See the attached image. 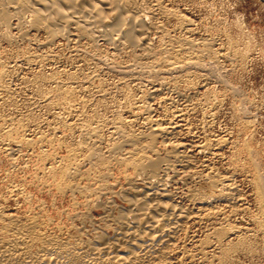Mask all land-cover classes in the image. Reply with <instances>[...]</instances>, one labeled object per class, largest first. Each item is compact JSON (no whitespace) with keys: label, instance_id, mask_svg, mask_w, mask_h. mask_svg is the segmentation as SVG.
Wrapping results in <instances>:
<instances>
[{"label":"rangeland","instance_id":"374dc122","mask_svg":"<svg viewBox=\"0 0 264 264\" xmlns=\"http://www.w3.org/2000/svg\"><path fill=\"white\" fill-rule=\"evenodd\" d=\"M160 2H161V5L163 4L162 8L166 7L164 9L165 10L169 9V12H172V13L175 9V11H174L175 13H173L174 15L166 17L168 14L160 15L161 13L159 11H154L155 13H153V14H156V15L155 16L151 15L152 17L148 18V22L150 21L149 24L151 22H152V24L154 23L152 27L156 28L154 30L150 29V35H149L150 40L153 39L150 41L151 46L153 48L155 47L157 49L158 46L160 47V46L167 45L168 40H172V38L174 40H177V38H175V37L179 36V38L181 37L180 39L184 38V39H187L188 41L190 40V42L192 40L193 42H191V43L193 45H197V46H195L197 49L203 48V43L205 44L207 42V39H208V41L210 40V42H212V45H211L212 49L211 50L214 51V53L212 52L213 54L211 53L210 56H208V54H206L207 56L204 57V59H203L204 64H202L201 67L199 66V68L190 69V73L192 72L191 70H193V74L191 73L188 75L186 73H189V71L184 73L185 70H183V72H181L180 75L177 74V77L180 76L182 78H177L175 76V78H177L179 80L176 79V81H175L173 79L172 81L174 83L171 80H166L167 82L165 81V84H163V86H161V88L159 89L160 93L157 92L156 95L154 94V96H152V94L149 95L148 93H151L153 91V88L157 85V83H159V81H156L157 79L154 78L155 81L153 80V82H152L151 78H149L150 76L147 75V73H142V74H140V76L138 75V78H137V76H133L134 78L131 77V80H133L132 82L129 78H128V80L126 79L122 83L120 82L123 86L122 87L120 83H119L120 86L118 85V79L120 77L117 75L116 72L109 69L107 67L108 65L97 64L96 60H91V61L90 60L86 61V59L84 60V57L82 56L83 50H85V51L89 50L90 51V48L85 41L81 42V45L83 44L82 45L83 50L81 49L82 55H80L81 54L80 52H76V51L72 50L73 46L70 43L68 44L67 40L63 39V38L56 39L54 44H52V46L51 45L48 46L49 50H48L47 46L46 47L44 45L42 46V45H40L39 42H36V43H33V42L29 43L28 42V44H27L26 41H23L21 39H17V42L15 43L16 45L15 44L10 45L5 40L0 41V43H1L0 44V58H1L0 64H1V66H3L2 68L0 67V71H2L1 73H3V72L7 73L5 78H4V85L8 84L7 86L9 87V88H7V86H5V91H4V88H2V90L4 92H2V90L0 91V98L2 99V100L0 99V117H1L0 118V125H1L0 126V133H1L0 134V140H1L0 141V209L3 210L4 212L7 211L6 213L11 214L13 216H16V217L18 216L17 218H19V219H22V218L26 219L28 217H29V219H31L33 216V218L36 217L39 221L43 220V223L40 222V223H42L41 226L43 228V231H45L49 235L59 234L58 236H60L63 239H73V237H77V236L78 237L80 236L79 238L86 239V238H90L96 232H105L106 231V232L111 233L112 232V226L110 227L109 225L112 222L111 221L112 217H116L121 209H125L128 207V203L126 202L125 199L122 200L123 197H121V196H122L123 191H126L128 188V186H127L128 184H125V183H127L126 176L133 175V173H132L133 170L131 168H129V169L125 168V166L120 164V162L118 164V160L120 157L122 158V156L125 157L128 155V153H129L128 150L130 149L129 145H125L124 148L117 151V150L113 149L114 148L113 144L116 141L121 139V135H123V136H124V134L130 135V136L131 135H139L140 133L144 132V130H145V132L148 131L147 129L150 126V124L147 123V121H146V118L148 117V115H152V116H150L151 117L150 121H152L151 123H153L155 121L156 124L165 125L166 123L176 121L175 120L176 119L175 116L177 115L176 112L180 111L179 115H182L183 128L179 130L180 133H179V131H177L176 134H174L175 136L174 135L169 136V142L168 141L161 142L163 140L159 139L157 141V147H159L158 150L163 155L165 150L170 149L171 144H174L176 142L183 143L186 145L190 144L187 146V148L185 150H186V152H190V154L193 155V157H194L193 163H194L196 169L202 170L204 175L210 174V172L213 171L215 174L217 173V176H219V178L221 177V180H222V177L224 179L225 176L229 180H232V181H230V183L232 184V187H234L233 188L235 190L233 192L234 193V199L237 200V201L235 200V203L236 202L237 203L231 207L230 204L214 202L216 204L214 206L217 207V210L218 209L220 210V216L216 215L214 217V219L213 218L209 219V220H207V222L205 220V221H202V223H200L201 221L196 223V225L195 224L187 225L186 229H185L187 232L184 231L178 237H176V242H177L176 244H177V248H178V249L176 248V250L174 249V251H175L174 252V258L176 259L175 261H177L176 264H179V262L180 263L183 262L182 264H216V263L220 264L221 263L220 257L223 256L222 253L224 252L225 248L230 247L231 245H232L231 247L234 246V247H236V249L233 248L232 250L227 252V255H226L227 258L224 259V261H226L225 264H227V263L228 264H264V237H263L264 236V224H262L263 230L261 229V231L257 226V223L259 221H262V223H264V221H263L264 220V215H263L264 214V207H263L264 201L262 203H260V201L258 200V197H257V193L255 192L256 191L255 187L253 186L254 185L253 181L255 180L254 177H260L261 176V180H262L261 183H263L262 187L264 189V0H162V1L160 0ZM170 9H172V11ZM176 14L178 16L180 15L181 17L176 16ZM183 16H185V17H183ZM181 18H184V19L189 18V21L187 19L189 25L185 26V25L180 24L181 26H179L178 22H180ZM155 22H156V24H155ZM159 25L161 28L158 27ZM154 26H156V27H154ZM182 26H183V28H182ZM177 28L178 29L181 28V30H177ZM161 29L164 30L166 32V34H168V37H165V38H168L167 40L162 39L163 38L162 34L164 31L160 32ZM188 29H190V30L193 29V31L191 30L192 33ZM186 30H187V33H186ZM167 31H168V33H167ZM11 32H12L11 35H13V36L18 35V33H16L17 31H15V30H13ZM165 32H164V34H165ZM154 33H156V34H154ZM41 34L42 33H39V35L37 34V37H40V38H37L38 40L39 39L41 40L44 37V34H42V35ZM224 34L226 35V37ZM161 39L163 41L164 40L165 41L163 42ZM204 39H205V42H203ZM162 42L164 45L161 44ZM195 42H197V44ZM97 47L100 49L98 51L100 53H102V57H104L101 59L102 60L104 59V61L107 63L108 62L109 63H112V62L121 63L118 61H122V60L124 62L123 63L124 65H130L133 63V62H130L131 61L129 58L130 56L127 57V55H129L130 53L127 52L128 50L126 51V49H120L119 51L114 52L111 45H109V44H107L101 40L98 41ZM20 48H21V50H20ZM16 49H18V50H16ZM23 49H24V51H23ZM37 50H39V51H37ZM40 51H41V53H40ZM47 52H49L53 55L56 54L55 57L57 59L54 58V60H50L47 62H43L40 59H36V60H39L37 63H36V60L32 61V63H29V62H31V60H29L28 62L25 61L26 60L25 55H27L28 53L29 54L27 56H31L35 53L34 56L37 55L39 57V56L44 55V53L46 54ZM216 52H217V54H216ZM219 53H222V54H219ZM225 53H227V54H225ZM58 54H60V55H58ZM125 54H127V55H125ZM214 54L216 55L215 56L216 58H213ZM81 56L83 57L82 59H81ZM19 58H21V59H19ZM14 61H15V63H14ZM208 61H210V62H208ZM2 62H3V64H2ZM12 62H13V64H12ZM45 63H47V64H45ZM85 63H87V64H85ZM93 63L95 64V66L100 65L101 69L99 67H95ZM216 63H217V65H216ZM93 66L95 69L93 68ZM204 66H206L207 68L206 67L204 68ZM209 67H210V69H209ZM13 68H15V69H13ZM216 68H218V70ZM2 69H5V70L3 71ZM204 69L207 72H205ZM108 70H110V71H108ZM62 71H64V72H62ZM96 71H98V72H96ZM194 71H196L197 73L196 72L194 73ZM1 73H0V75H1ZM202 73H204V74H202ZM59 74H60V76H59ZM67 74H68V76H67ZM185 74L187 76H185ZM206 74L209 76H207ZM14 75H16V76H14ZM51 75H52V78L49 77ZM54 75H56V76H54ZM147 76H149V77H147ZM65 77H67V78L65 79ZM146 77L150 80L148 81V79ZM61 78H63V79H61ZM71 78H73V81ZM37 79H38V81H37ZM135 79H136V83H135ZM210 79H213V80H210ZM34 80H35V82H34ZM56 80H58L59 82L58 81L56 82ZM168 81H169V83H168ZM189 81H190V83H189ZM67 82H69L70 84ZM81 82H83V83H81ZM10 83H11V85H10ZM77 83H78V85H77ZM125 83H127V84H125ZM138 83L139 84L142 83L143 86H141L142 84L139 85ZM171 84H173V86ZM25 85H26V87H25ZM60 85H62V86L60 87ZM65 85L67 87V90H69V92H70V90L73 92V93H68L70 95L67 94L68 97H70V98H68L67 95L62 96V95L58 94L59 88L63 87L65 89V91H67L66 87H64ZM127 85L129 87H126ZM144 85L147 87H145ZM72 86H73V88H72ZM166 87H167V89H166ZM230 87H232V88L230 89ZM52 88H53V90H52ZM63 88H62V90H64ZM138 88H140V89H138ZM9 90L11 91V93ZM122 90H123V92H122ZM78 91H80V92H78ZM209 91H211V92H209ZM145 93H147L148 95ZM8 94H10V95H8ZM138 94L140 96H138ZM125 95H128V96H125ZM161 95L163 97H161ZM129 96H130L129 99L125 98V97H129ZM53 97H55V98H53ZM153 97H154V99H153ZM59 99H61V101ZM81 99H83V100H81ZM178 99H180V100H178ZM187 99L190 101H188ZM62 100H63V102H62ZM127 100L130 102H128ZM160 100H161V102H160ZM64 102H66V103H64ZM168 102H169V105H168ZM207 102H209V104H207ZM212 103H214V106L212 105ZM141 104H143V105H141ZM200 104H201V106H200ZM133 105H134V107H133ZM139 105L142 107H140ZM75 106H77V108ZM129 106H130V108H128ZM137 106H139V108ZM186 106H187V108H186ZM235 106H237V107H235ZM150 107H151V109H150ZM143 108H145V110ZM177 109H178V111H177ZM63 110H65V111L63 112ZM146 110H148L149 112ZM240 110H242V111H240ZM82 112L84 114H82ZM147 112L150 114H148ZM165 112H166V114H165ZM65 114H67V115H65ZM133 114H135V116ZM183 115H184V117H183ZM86 116H87V118H86ZM173 116H174V118H172ZM59 117H61V118H59ZM119 117H121L125 122L127 121L126 122L127 124H126V126L123 127L124 130L122 129L123 130V131H121L122 133L118 135L114 131L113 122H114V119L116 120ZM143 117H144V119H143ZM20 119H22V120H20ZM159 119H160V121H159ZM170 119H171V121H170ZM96 121H97V123H96ZM206 121H208V122H206ZM238 121H239V123H238ZM110 122H112V124ZM35 123H37V124H35ZM81 123L84 125H82ZM133 123L135 126L133 125ZM48 124H50V125H48ZM52 124H54V125H52ZM91 124H92V126H91ZM66 125H68L69 127ZM102 125H104V126H102ZM249 125H251V126H249ZM53 126L55 127L56 132H55ZM99 126H101V127H99ZM195 126H197V127H195ZM96 127L100 128V129L98 128V134L97 135L94 134V132L92 130V129H97ZM245 127H246V130H244ZM249 127H250V129H249ZM6 129L12 130V137L9 136L10 138H8V136H6V134L4 132V131H6ZM39 131H40V133H39ZM71 131H73V132H71ZM113 133H115V134H113ZM137 133H139V134H137ZM2 134H4V135H2ZM36 137L38 138V140ZM125 137H127V136H125ZM23 138H25L24 141H23ZM26 138L28 141L26 140ZM12 139L14 141H12ZM46 139H47V141H46ZM48 139L49 140L51 139V140L49 141ZM116 139H118V140H116ZM218 139H221L223 141H228V142L222 141L225 144L222 143L223 145L222 146L220 145L219 149H218V147H216L217 151L215 153H213V155L212 154L209 155L208 153H199L197 151V149L195 148V144H200V143L204 144L205 143L204 140L206 142H210V141L214 142ZM19 140H21V141H19ZM102 140H103V142H102ZM195 140H197V141H195ZM22 141H23V143H22ZM111 141H113L114 143L113 142L111 143ZM29 142H31V143L28 144ZM93 142H94V145H93ZM170 142H173V143L170 144ZM24 143H26V144H24ZM78 143L80 145H78ZM86 143H88L89 145H87ZM166 143H169V145ZM20 144H21V146H20ZM26 145H27V147H25ZM76 145H78V146L76 147ZM97 145L100 148V149L98 148L100 154L98 153L97 157H105L106 158V156L107 157L111 156L112 158L111 157L110 158L115 160V161H113V160L111 161V159L109 158L111 162L110 161L108 162L109 163L108 167H106L107 165L102 166L101 164H99V166L95 167L96 165H98L97 164L98 162L95 163L97 160L96 159L97 157L96 156H95V158H93V156L90 157L89 156L90 152H88L87 147H84V146H91V147L95 146V147H97ZM126 146H127V148H126ZM71 147H72V149H71ZM78 147L81 149L82 152L80 151V149ZM106 147H107V149H106ZM84 149L86 151H84ZM189 149L192 151H190ZM112 150H114L115 153L109 154L110 152H113ZM125 151L127 152V155H125V153H126ZM41 152H43V153H41ZM71 152L75 153L74 155L76 157L74 155L71 156L72 155ZM78 152H79V154H78ZM101 155H103V156H101ZM45 156H46V158H45ZM88 156H89V158H88ZM52 157H53V159H51ZM83 157L85 160L82 159L83 160L82 161L81 158H83ZM91 158H92V160H91ZM53 160H55V161H53ZM67 160H69V161H67ZM72 162H73V164H72ZM200 162H201V164H199ZM67 165L70 168V169L68 168L70 171L73 170L72 172H74L75 170H77L80 175L77 174L76 175L77 177L75 176L73 178H69V180H67L68 182L66 183V181H65V183H64L62 181V178H61L59 171L63 167H67ZM60 167H62V168H60ZM206 167H208V168L206 169ZM52 168H54V169H52ZM55 168L56 169L58 168V169L56 170ZM89 168L91 169V171ZM211 168H213V169H211ZM215 168L217 171L214 170ZM85 170L87 172H85ZM105 170H107V171H105ZM83 172H85V173L83 174ZM220 172H221V174H219ZM108 173H111V174H108ZM53 174L55 175L56 179H55ZM124 175H126V176L124 177ZM87 176H89V177H87ZM102 176H104V177H102ZM111 177H113L114 179L113 178L111 179ZM93 179H95V180H93ZM98 179H100V181ZM103 181H105V182H103ZM72 183H73V185L74 184L75 185H74V188L70 189ZM204 183L205 182H203V180L202 181L201 180H195L193 183H191V185H194L197 188L198 187L203 188L205 186ZM65 184H67V185H65ZM83 184H84V186H83ZM100 184L102 186H104V184H106V185L104 187H102ZM55 185H57L58 187L60 185V187L58 188ZM65 186H67L66 187L67 189L65 188ZM81 187H83V188H81ZM84 187L87 189H84ZM119 187H120V189H119ZM125 188H126V190H125ZM72 189H74V190H72ZM169 189L171 190L172 193H174L173 194L174 200H176L177 202L181 201L180 203H182L183 205H186L185 204V203H187L186 199L184 200V199L180 198L182 196L181 191L185 189L184 186L182 187V183H180V182H178L177 184L170 183ZM120 191H122V192H120ZM110 192H112V194ZM95 195H96V197H95ZM240 198L243 200H241ZM105 199H106V201H105ZM86 200L88 201V203ZM110 200H112V201H110ZM110 202H111V204H110ZM217 203H218V205H217ZM103 204L104 205L107 204L106 205L107 208L106 207L103 208V206H104ZM258 204H259V206H258ZM261 204H262V206H261ZM108 206H109V208H108ZM187 206H189V203H187ZM94 207H96V208H94ZM233 208L235 209V211L233 210ZM106 210H108V212ZM219 210H218V214H219ZM261 212H263V213H261ZM231 214H232V216H231ZM227 215H228V217H226ZM233 215H235V216L233 217ZM24 217H26V218H24ZM60 217H61V219H60ZM215 218L216 219L218 218V219L216 220ZM227 218H229L228 219L229 222L227 221ZM50 219H51V221H50ZM71 220H72V222H71ZM210 220H212V221H210ZM253 220H254V222H253ZM48 221L50 222V224ZM54 222H55V224H54ZM84 224H85V226H84ZM228 224L231 228H233L232 232H230L229 234H226L224 236V239L222 237L223 240L221 242H219V245H217L218 244L217 242L219 240L217 238L216 230L221 229L220 226L229 227V226H227ZM233 226L234 227L236 226V227L234 228ZM69 227H71V228L69 229ZM212 228H214V229L217 228V229L214 231V229H212ZM86 231H88V232H86ZM185 233H187V234H185ZM209 233L212 234L213 238L210 236L212 238V240L210 242L208 241L209 244H207L205 246L202 243H204L206 241L205 238H207V237H209V235H211ZM214 233H215V236H213ZM207 234H209V235H207ZM191 235H192V237H191ZM193 237H194V239H193ZM214 238H215V240L217 238L218 241L217 240L215 241ZM241 238L243 239L242 244L243 245L245 244L244 246L241 243L240 244L242 246L240 244H238V241ZM203 240H205V241H203ZM200 241H201V243H200ZM211 242L212 243L214 242V243L211 244ZM184 244H185V246H184ZM201 244H202V247H204V246L205 247L200 248L201 246H199V245H201ZM237 244L239 245V248H238V246H236ZM208 245H209V247H208ZM190 247H192V248H190ZM198 248H199V250H198ZM203 249H205V250L203 251ZM182 251H183V253H181ZM199 251H201V253ZM189 252H190L191 256L189 255ZM194 252H195V255H194ZM185 253H188L187 254L188 256ZM203 254H205V255H203ZM212 256H213V258H212ZM201 259H202V261H201ZM203 259H205V260H203ZM211 260H212V263H211Z\"/></svg>","mask_w":264,"mask_h":264},{"label":"bare ground","instance_id":"6f19581e","mask_svg":"<svg viewBox=\"0 0 264 264\" xmlns=\"http://www.w3.org/2000/svg\"><path fill=\"white\" fill-rule=\"evenodd\" d=\"M162 1V0H161ZM165 2V1H164ZM168 2V1H167ZM163 5V4H162ZM160 0H0V41H7L10 45H14L17 42V39H21L30 43L39 42L40 45L52 46L55 40L58 38L66 39L68 44L70 43L73 46L74 51L80 52L83 50V44L81 42L85 41L90 48V51L83 50L84 60H96L97 64H105L112 71L116 72L118 77V85L119 83L125 81L128 78L131 80L133 76H140L142 73H147V77L153 80L157 79L159 81L157 85L153 88L149 95H156L159 92V89L163 84H165L166 80H175L177 78V74L180 75L183 70L184 73L189 71L186 74H193V70L190 73V69H196L201 67L204 64V57L210 56V54L214 51L211 49L212 42L210 40L204 44L203 48L197 49L191 42L187 39H180L179 36L175 37L177 40H168V44L164 45L162 39H168V34L164 30L163 38L161 39L164 46H158L157 49L151 46L150 41V29L153 28L152 22L149 24L148 18L155 16L154 11H159L160 15H166L169 17L174 15L175 9L172 12H169V9L165 10L162 8ZM169 5V4H168ZM172 11V9H170ZM177 11V10H176ZM170 14V15H169ZM152 15V16H151ZM182 15V14H181ZM159 16V15H158ZM176 16H178L176 14ZM175 16V17H176ZM180 16V15H179ZM178 16V17H179ZM162 17V16H161ZM181 17V16H180ZM185 17V16H183ZM177 18V17H176ZM189 21V18H187ZM185 18H181L179 26L189 25L188 21ZM165 21V20H164ZM177 21V20H176ZM154 22V21H153ZM168 22V21H167ZM194 22V21H193ZM177 23V24H178ZM156 24V22H155ZM160 24V23H159ZM162 24V23H161ZM193 24V23H192ZM196 24V23H195ZM174 25V24H173ZM157 26V25H156ZM154 26V27H156ZM184 26V27H185ZM160 27V25L158 26ZM157 27V28H158ZM163 27V26H162ZM166 27V26H165ZM161 28V27H160ZM179 28V27H178ZM177 30H181L178 29ZM183 28V26H182ZM187 28V27H186ZM189 28V27H188ZM191 28V27H190ZM209 28V27H208ZM164 29V28H163ZM176 29V28H175ZM17 31L18 35H11V31ZM169 30V29H168ZM190 32L193 29H188ZM171 31V30H170ZM188 31V32H189ZM154 32V31H153ZM180 32V31H179ZM195 32V31H194ZM199 32V31H198ZM15 33V34H16ZM44 34V37L40 40L37 38V34ZM168 33V31H167ZM187 33V30H186ZM192 33V32H191ZM41 34V35H42ZM156 34V33H154ZM153 34V35H154ZM161 34V33H160ZM183 35V34H182ZM225 35V34H224ZM155 36V35H154ZM158 36V35H157ZM226 37V35H225ZM153 38V37H152ZM157 38V37H156ZM171 38V37H170ZM169 38V39H170ZM2 39V40H1ZM192 39V38H191ZM210 39V38H209ZM230 39V38H229ZM104 41L105 43L112 46L114 52L119 51L120 49H126L130 54V62H133L130 65H124L123 60L112 63H107L102 60V53L97 47L98 41ZM223 40V39H222ZM160 41V40H159ZM166 42V43H167ZM201 42V41H200ZM205 42V39L204 41ZM65 43V42H64ZM197 44V42H195ZM194 43V44H195ZM211 43V44H210ZM1 44V43H0ZM57 44V43H56ZM59 44V43H58ZM199 44V43H198ZM231 44V43H230ZM16 45V44H15ZM9 46V45H8ZM38 46V45H37ZM36 46V47H37ZM31 47V46H30ZM56 47V46H55ZM60 47V46H59ZM82 47V48H81ZM85 47V46H84ZM106 47V46H105ZM221 47V46H220ZM12 48V47H11ZM29 48V47H28ZM65 48V47H64ZM63 48V49H64ZM68 48V47H67ZM70 48V47H69ZM86 48V47H85ZM110 48V47H109ZM214 48V47H213ZM229 48V47H228ZM26 49V48H25ZM47 49V48H46ZM82 49V50H81ZM106 49V48H105ZM18 50V49H16ZM21 50V48H20ZM34 50V49H33ZM42 50V49H41ZM49 50V47H48ZM59 50V49H58ZM103 50V49H102ZM211 50V51H210ZM217 50V49H216ZM24 51V49H23ZM39 51V50H37ZM64 51V50H63ZM73 51V52H74ZM232 51V50H231ZM237 51V50H236ZM22 52V51H21ZM50 52V51H49ZM47 52L42 56H26L25 61H32L36 59H40L43 62H47L50 60H54L55 55ZM75 52V53H76ZM41 53V51H40ZM43 53V52H42ZM49 53V54H48ZM107 53V52H106ZM111 53V52H110ZM113 53V52H112ZM212 53V54H213ZM235 53V52H234ZM242 53V52H241ZM240 53V54H241ZM12 54V53H11ZM18 54V53H17ZM37 54V53H36ZM70 54V53H69ZM77 54V53H76ZM124 54V53H123ZM217 54V52H216ZM222 54V53H219ZM227 54V53H225ZM224 54V55H225ZM243 54V53H242ZM60 55V54H58ZM75 55V54H74ZM79 55V54H78ZM205 55V56H204ZM81 56V59L83 58ZM111 56V55H110ZM121 56V55H120ZM124 56V55H123ZM122 56V57H123ZM216 55L214 54L213 58ZM222 56V55H221ZM16 57V56H15ZM14 57V58H15ZM24 57V56H23ZM22 57V58H23ZM59 57V56H58ZM79 57V56H78ZM7 58V57H6ZM111 58V57H110ZM119 58V57H118ZM212 58V59H213ZM219 58V57H218ZM239 58V57H238ZM1 59V58H0ZM21 59V58H19ZM57 59V58H56ZM59 59V58H58ZM65 59V58H64ZM79 59V58H78ZM108 59V58H107ZM122 59V58H121ZM209 59V58H208ZM236 59V58H235ZM16 60V59H15ZM61 60V59H60ZM18 61V60H17ZM39 60H36V63ZM40 61V62H41ZM75 61V60H74ZM78 61V60H77ZM82 61V60H81ZM107 61V60H106ZM110 61V60H109ZM213 61V60H212ZM6 62V61H5ZM4 62V63H5ZM11 62V61H10ZM20 62V61H19ZM39 62V63H40ZM71 62V61H70ZM94 62V61H93ZM210 62V61H208ZM220 62V61H219ZM15 63V61H14ZM89 63V62H88ZM3 64V62H2ZM10 64V63H9ZM13 64V62H12ZM35 64V63H34ZM47 64V63H45ZM61 64V63H60ZM75 64V63H74ZM87 64V63H85ZM94 64V63H93ZM220 64V63H219ZM11 65V64H10ZM38 65V64H37ZM40 65V64H39ZM42 65V64H41ZM55 65V64H54ZM99 66H94L101 67ZM217 65V63H216ZM215 65V66H216ZM27 66V65H26ZM34 66V65H33ZM32 66V67H33ZM49 66V65H48ZM52 66V65H51ZM57 66V65H56ZM93 66V68H94ZM0 67L2 68L3 66ZM39 67V66H38ZM45 67V66H44ZM76 67V66H75ZM206 66H204L205 68ZM5 68V67H4ZM10 68V67H9ZM27 68V67H26ZM48 68V67H47ZM66 68V67H65ZM87 68V67H86ZM92 68V67H91ZM207 68V67H206ZM213 68V67H212ZM15 69V68H13ZM20 69V68H19ZM51 69V68H50ZM58 69V68H57ZM61 69V68H60ZM95 69V68H94ZM99 69V70H100ZM210 69V67H209ZM215 69V68H214ZM218 70V68H216ZM234 69V68H233ZM3 71L5 69H2ZM67 70V69H66ZM77 70V69H76ZM82 70V69H81ZM98 70V69H97ZM205 70V69H204ZM7 71V70H6ZM37 71V70H36ZM48 71V70H47ZM57 71V70H56ZM95 71V70H94ZM101 71V70H100ZM106 71V70H105ZM110 71V70H108ZM197 71V70H196ZM194 71V73L196 72ZM200 71V70H199ZM2 71H0L1 73ZM11 72V71H10ZM64 72V71H62ZM75 72V71H74ZM98 72V71H96ZM198 72V71H197ZM196 72V73H197ZM201 72V71H200ZM204 72V71H203ZM205 72H207L205 70ZM204 72V73H205ZM49 73V72H48ZM58 73V72H57ZM76 73V72H75ZM81 73V72H80ZM89 73V72H88ZM93 73V72H92ZM109 73V72H108ZM202 73V74H204ZM217 73V72H216ZM6 72L1 73L0 75V91L4 88V78L6 76ZM11 74V73H10ZM52 74V73H51ZM72 74V73H71ZM70 74V75H71ZM185 74V76H187ZM213 74V73H212ZM50 75V74H49ZM64 75V74H63ZM66 75V74H65ZM93 75V74H92ZM145 75V74H144ZM197 75V74H196ZM207 75V74H206ZM12 76V75H11ZM10 76V77H11ZM16 76V75H14ZM18 76V75H17ZM56 76V75H54ZM60 76V74H59ZM58 76V77H59ZM68 76V74H67ZM83 76V75H82ZM89 76V75H88ZM96 76V75H95ZM98 76V75H97ZM146 76V75H145ZM175 76L177 78H175ZM201 76V75H200ZM204 76V75H203ZM209 76V75H207ZM22 77V76H21ZM38 77V76H37ZM36 77V78H37ZM47 77V76H46ZM52 78V75L49 76ZM93 77V76H92ZM146 77V78H147ZM194 77V76H193ZM206 77V76H205ZM204 77V78H205ZM213 77V76H212ZM220 77V76H219ZM54 78V77H53ZM67 77H65L66 79ZM102 78V77H101ZM134 78V77H133ZM153 78V79H152ZM155 78V79H154ZM197 78V77H196ZM209 78V77H208ZM216 78V77H215ZM7 79V78H6ZM45 79V78H44ZM57 79V78H56ZM63 79V78H61ZM70 79V78H69ZM73 81V78H71ZM96 79V78H95ZM99 79V78H98ZM121 79V80H120ZM148 79V78H147ZM220 79V78H219ZM223 79V78H222ZM227 79V78H226ZM10 80V79H9ZM60 80V79H59ZM109 80V79H108ZM117 80V79H116ZM140 80V79H139ZM144 80V79H143ZM150 79H148L149 81ZM179 80V79H177ZM184 80V79H183ZM199 80V79H198ZM213 80V79H210ZM7 81V80H6ZM22 81V80H21ZM38 81V79H37ZM46 81V80H45ZM52 81V80H51ZM55 81V80H54ZM58 80H56L57 82ZM68 81V80H67ZM71 81V80H70ZM69 81V82H70ZM76 81V80H75ZM87 81V80H86ZM89 81V80H88ZM98 81V80H97ZM133 80H131L132 82ZM27 82V81H26ZM31 82V81H30ZM35 82V80H34ZM59 82V81H58ZM61 82V81H60ZM67 82V83H69ZM90 82V81H89ZM88 82V83H89ZM116 82V81H115ZM130 82V81H129ZM145 82V81H144ZM167 82V81H166ZM173 82V81H172ZM192 82V81H191ZM196 82V81H195ZM29 83V82H28ZM54 83V82H53ZM75 83V82H74ZM83 83V82H81ZM93 83V82H92ZM120 83V84H121ZM134 83V82H133ZM136 83V79H135ZM169 83V81H168ZM171 83V82H170ZM174 83V82H173ZM176 83V82H175ZM181 83V82H180ZM179 83V84H180ZM190 83V81H189ZM197 83V82H196ZM205 83V82H204ZM203 83V84H204ZM35 84V83H34ZM64 84V83H63ZM70 84V83H69ZM98 84V83H97ZM101 84V83H100ZM104 84V83H103ZM127 84V83H125ZM129 84V83H128ZM132 84V83H131ZM139 84V83H138ZM142 84V83H140ZM139 84V85H140ZM145 84V83H144ZM11 85V83H10ZM13 85V84H12ZM17 85V84H16ZM78 85V83H77ZM84 85V84H83ZM90 85V84H89ZM134 85V84H133ZM168 85V84H167ZM173 86V84H171ZM177 85V84H176ZM192 85V84H191ZM21 86V85H20ZM56 86V85H55ZM62 85H60L61 87ZM68 86V85H67ZM81 86V85H80ZM91 86V85H90ZM93 86V85H92ZM117 86V85H116ZM120 86V85H119ZM122 86V84H121ZM125 86V85H124ZM143 86V84L141 85ZM145 86V85H144ZM165 86V85H164ZM197 86V85H196ZM26 87V85H25ZM36 87V86H35ZM58 87V86H57ZM66 87V85L64 86ZM75 87V86H74ZM101 87V86H100ZM123 87V86H122ZM121 87V88H122ZM126 87H129L128 85ZM139 87V86H138ZM147 87V86H145ZM175 87V86H174ZM189 87V86H188ZM194 87V86H193ZM7 88H9L7 86ZM50 88V87H49ZM56 88V87H55ZM63 88V87H62ZM62 88L58 89V94L62 96H66L68 93H73L71 90H62ZM71 88V87H70ZM69 88V89H70ZM73 88V86H72ZM99 88V87H98ZM144 88V87H143ZM142 88V89H143ZM178 88V87H177ZM232 87H230L231 89ZM26 89V88H25ZM83 89V88H82ZM87 89V88H86ZM127 89V88H126ZM140 89V88H138ZM151 89V88H150ZM164 89V88H163ZM167 89V87H166ZM194 89V88H193ZM203 89V88H202ZM206 89V88H205ZM227 89V88H226ZM35 90V89H34ZM38 90V89H37ZM48 90V89H47ZM53 90V88H52ZM73 90V89H72ZM100 90V89H99ZM102 90V89H101ZM111 90V89H110ZM133 90V89H132ZM235 90V89H234ZM2 90V92H4ZM7 91V90H6ZM10 91V90H9ZM130 91V90H129ZM148 91V90H147ZM174 91V90H173ZM197 91V90H196ZM228 91V90H227ZM230 91V90H229ZM8 92V91H7ZM13 92V91H12ZM80 92V91H78ZM99 92V91H98ZM107 92V91H106ZM123 92V90H122ZM125 92V91H124ZM128 92V91H127ZM136 92V91H135ZM141 92V91H140ZM145 92V91H144ZM211 92V91H209ZM9 93V92H8ZM11 93V91H10ZM76 93V92H75ZM131 93V92H130ZM138 93V92H137ZM160 93V92H159ZM171 93V92H170ZM175 93V92H174ZM47 94V93H46ZM49 94V93H48ZM82 94V93H81ZM107 94V93H106ZM115 94V93H114ZM129 94V93H128ZM147 94V93H145ZM147 94V95H148ZM167 94V93H166ZM178 94V93H177ZM195 94V93H194ZM204 94V93H203ZM229 94V93H228ZM10 95V94H8ZM16 95V94H15ZM43 95V94H42ZM70 95V94H68ZM67 95V97H68ZM100 95V94H99ZM108 95V94H107ZM144 95V94H143ZM146 95V96H147ZM160 95V94H159ZM176 95V94H175ZM179 95V94H178ZM184 95V94H183ZM13 96V95H12ZM105 96V95H104ZM109 96V95H108ZM124 96V95H123ZM128 96V95H125ZM138 96H140L138 94ZM211 96V95H210ZM217 96V95H216ZM221 96V95H220ZM9 97V96H8ZM44 97V96H43ZM103 97V96H102ZM132 97V96H131ZM149 97V96H148ZM147 97V98H148ZM151 97V96H150ZM161 97H163L161 95ZM218 97V96H217ZM3 98V97H2ZM19 98V97H18ZM45 98V97H44ZM48 98V97H47ZM55 98V97H53ZM61 98V97H60ZM70 98V97H68ZM125 98H130L125 97ZM138 98V97H137ZM157 98V97H156ZM180 98V97H179ZM188 98V97H187ZM194 98V97H193ZM204 98V97H203ZM209 98V97H208ZM225 98V97H224ZM223 98V99H224ZM233 98V97H232ZM1 99V98H0ZM6 99V98H5ZM46 99V98H45ZM105 99V98H104ZM154 99V97H153ZM168 99V98H167ZM182 99V98H181ZM192 99V98H191ZM195 99V98H194ZM202 99V98H201ZM211 99V98H210ZM2 100V99H1ZM15 100V99H14ZM50 100V99H49ZM53 100V99H52ZM61 101V99H59ZM83 100V99H81ZM148 100V99H147ZM180 100V99H178ZM188 100V99H187ZM198 100V99H197ZM215 100V99H214ZM221 100V99H220ZM58 101V100H57ZM128 101V100H127ZM138 101V100H137ZM164 101V100H163ZM176 101V100H175ZM190 101V100H188ZM200 101V100H199ZM216 101V100H215ZM238 101V100H237ZM54 102V101H53ZM63 102V100H62ZM68 102V101H67ZM82 102V101H81ZM90 102V101H89ZM130 102V101H128ZM135 102V101H134ZM133 102V103H134ZM150 102V101H149ZM161 102V100H160ZM187 102V101H186ZM205 102V101H204ZM212 102V101H211ZM242 102V101H241ZM56 103V102H55ZM66 103V102H64ZM158 103V102H157ZM199 103V102H198ZM10 104V103H9ZM72 104V103H71ZM122 104V103H121ZM148 104V103H147ZM193 104V103H192ZM209 104V102H207ZM66 105V104H65ZM83 105V104H82ZM86 105V104H85ZM130 105V104H129ZM143 105V104H141ZM169 105V102H168ZM176 105V104H175ZM214 106V103H212ZM33 106V105H32ZM59 106V105H58ZM63 106V105H62ZM69 106V105H68ZM71 106V105H70ZM88 106V105H87ZM86 106V107H87ZM92 106V105H91ZM140 106V105H139ZM139 106H137L139 108ZM201 106V104H200ZM205 106V105H204ZM210 106V105H209ZM61 107V106H60ZM77 108V106H75ZM89 107V106H88ZM134 107V105H133ZM142 107V106H140ZM176 107V106H175ZM190 107V106H189ZM195 107V106H194ZM203 107V106H202ZM237 107V106H235ZM66 108V107H65ZM130 108V106L128 107ZM146 108V107H145ZM145 108H143L145 110ZM159 108V107H158ZM166 108V107H165ZM187 108V106H186ZM213 108V107H212ZM3 109V108H2ZM37 109V108H36ZM64 109V108H63ZM96 109V108H95ZM120 109V108H119ZM151 109V107H150ZM153 109V108H152ZM196 109V108H195ZM201 109V108H200ZM199 109V110H200ZM211 109V108H210ZM29 110V109H28ZM38 110V109H37ZM85 110V109H84ZM83 110V111H84ZM131 110V109H130ZM180 110V109H179ZM204 110V109H203ZM208 110V109H207ZM206 110V111H207ZM219 110V109H218ZM248 110V109H247ZM6 111V110H5ZM57 111V110H56ZM65 110H63L64 112ZM148 111V110H146ZM175 111V110H174ZM178 111V109H177ZM242 111V110H240ZM128 112V111H127ZM126 112V113H127ZM149 112V111H148ZM147 112V113H148ZM151 112V111H150ZM161 112V111H160ZM194 112V111H193ZM192 112V113H193ZM203 112V111H202ZM208 112V111H207ZM246 112V111H245ZM11 113V112H10ZM141 113V112H140ZM177 115L176 121H172L166 123L165 125L156 124L155 121L151 123L150 121L152 115H148L146 118L147 123L150 124L148 131L137 133L139 135H121V139L113 142L114 150H121L125 147V145H129L130 149L125 151V157H118V164L124 165L125 168H131L133 170V175L126 176L128 188L126 191H123L122 200H126L128 203V207L125 209H121L116 217H112V222L109 225L112 226V232H96L90 238L82 239L77 237H73V239H63L57 235H49L45 231L41 224L42 221H39L36 217L29 219H19L16 216L8 214L0 209V264H176L177 261L174 258V249L177 248L176 237H178L181 233L186 231V226L189 224H195L202 221L207 222L209 219H214L216 215L220 216V210L218 214L217 207L214 202H220L225 204H230L231 207L234 206V187L226 176V178L217 176L213 171L210 174L204 175L202 170L196 169L193 161L194 157L190 154V152H186V148L188 145L183 143H174L170 142V149L165 150L162 155L158 150L157 141L163 140L161 142L168 141L169 136L176 134L177 131L183 128V119L182 115H179L180 111L176 112ZM82 114H84L82 112ZM87 114V113H86ZM150 114V113H148ZM166 114V112H165ZM190 114V113H189ZM211 114V113H210ZM219 114V113H218ZM245 114V113H244ZM67 115V114H65ZM118 115V114H117ZM135 116V114H133ZM168 115V114H167ZM16 116V115H15ZM57 116V115H56ZM60 116V115H59ZM84 116V115H83ZM89 116V115H88ZM120 116V115H119ZM127 116V115H126ZM142 116V115H141ZM174 116L172 118H174ZM66 117V116H65ZM78 117V116H77ZM100 117V116H99ZM162 117V116H161ZM184 117V115H183ZM251 117V116H250ZM253 117V116H252ZM1 118V117H0ZM61 118V117H59ZM70 118V117H69ZM87 118V116H86ZM164 118V117H163ZM204 118V117H203ZM214 118V117H213ZM11 119V118H10ZM52 119V118H51ZM58 119V118H57ZM144 119V117H143ZM142 119V120H143ZM165 119V118H164ZM212 119V118H211ZM239 119V118H238ZM242 119V118H241ZM4 120V119H3ZM22 120V119H20ZM89 120V119H88ZM92 120V119H91ZM112 120V119H111ZM126 120V119H125ZM41 121V120H40ZM44 121V120H43ZM90 121V120H89ZM102 121V120H101ZM104 121V120H103ZM107 121V120H106ZM157 121V120H156ZM160 121V119H159ZM171 121V119H170ZM248 121V120H247ZM252 121V120H251ZM6 122V121H5ZM4 122V123H5ZM21 122V121H20ZM87 122V121H86ZM91 122V121H90ZM113 122V121H112ZM112 122H110L112 124ZM127 122V121H126ZM121 117L114 119L113 126L114 131L118 135L121 134L126 126V123ZM129 122V121H128ZM138 122V121H137ZM164 122V121H163ZM185 122V121H184ZM208 122V121H206ZM244 122V121H243ZM253 122V121H252ZM14 123V122H13ZM19 123V122H18ZM39 123V122H38ZM47 123V122H46ZM49 123V122H48ZM69 123V122H68ZM92 123V122H91ZM97 123V121H96ZM108 123V122H107ZM142 123V122H141ZM160 123V122H159ZM212 123V122H211ZM239 123V121H238ZM245 123V122H244ZM254 123V122H253ZM10 124V123H9ZM34 124V123H33ZM37 124V123H35ZM79 124V123H78ZM82 124V123H81ZM86 124V123H85ZM95 124V123H94ZM146 124V123H145ZM187 124V123H186ZM203 124V123H202ZM27 125V124H26ZM50 125V124H48ZM54 125V124H52ZM80 125V124H79ZM84 125V124H82ZM81 125V126H82ZM88 125V124H87ZM97 125V124H96ZM100 125V124H99ZM129 125V124H128ZM134 125V123H133ZM1 126V125H0ZM47 126V125H46ZM59 126V125H58ZM64 126V125H63ZM68 126V125H66ZM71 126V125H70ZM78 126V125H77ZM92 126V124H91ZM94 126V125H93ZM104 126V125H102ZM112 126V125H111ZM130 126V125H129ZM132 126V125H131ZM135 126V125H134ZM144 126V125H143ZM246 126V125H245ZM248 126V125H247ZM251 126V125H249ZM6 127V126H5ZM37 127V126H36ZM54 127V126H53ZM65 127V126H64ZM69 127V126H68ZM83 127V126H82ZM101 127V126H99ZM98 127V128H99ZM197 127V126H195ZM200 127V126H199ZM208 127V126H207ZM206 127V128H207ZM10 128V127H9ZM38 128V127H37ZM79 128V127H78ZM81 128V127H80ZM92 128V127H91ZM97 128V127H96ZM98 128L92 129L94 134H98ZM103 128V127H102ZM101 128V129H102ZM105 128V127H104ZM110 128V127H109ZM128 128V127H127ZM100 129V128H99ZM107 129V128H106ZM123 129V130H122ZM141 129V128H140ZM146 129V128H145ZM193 129V128H192ZM196 129V128H195ZM250 129V127H249ZM56 132V129L54 127ZM64 130V129H63ZM74 130V129H73ZM109 130V129H108ZM113 130V129H112ZM111 130V131H112ZM130 130V129H129ZM128 130V131H129ZM246 130V127L245 129ZM24 131V130H23ZM53 131V130H52ZM81 131V130H80ZM84 131V130H83ZM106 131V130H105ZM127 131V130H126ZM131 131V130H130ZM138 131V130H137ZM194 131V130H193ZM203 131V130H202ZM8 138L12 137V130L6 129L4 131ZM32 132V131H31ZM73 132V131H71ZM86 132V131H85ZM89 132V131H88ZM87 132V133H88ZM92 132V131H91ZM40 133V131H39ZM42 133V132H41ZM113 133V134H115ZM180 133V131H179ZM178 133V134H179ZM192 133V132H191ZM195 133V132H194ZM227 133V132H226ZM231 133V132H230ZM1 134V133H0ZM17 134V133H16ZM15 134V135H16ZM21 134V133H20ZM102 134V133H101ZM116 134V135H117ZM131 134V133H130ZM204 134V133H203ZM4 135V134H2ZM45 135V134H44ZM100 135V134H99ZM184 135V134H183ZM211 135V134H210ZM10 136V137H9ZM53 136V135H52ZM57 136V135H56ZM65 136V135H64ZM95 136V135H94ZM93 136V137H94ZM109 136V135H108ZM127 136V137H125ZM175 136V135H174ZM197 136V135H196ZM31 137V136H30ZM63 137V136H62ZM72 137V136H71ZM97 137V136H96ZM117 137V136H116ZM120 137V136H119ZM173 137V136H172ZM186 137V136H185ZM202 137V136H201ZM205 137V136H204ZM215 137V136H214ZM37 138V137H36ZM59 138V137H58ZM91 138V137H90ZM99 138V137H98ZM109 138V137H108ZM115 138V137H114ZM25 138H23L24 141ZM31 139V138H30ZM97 139V138H96ZM176 139V138H175ZM5 140V139H4ZM16 140V139H15ZM27 140V138H26ZM38 140V138H37ZM49 140V139H48ZM51 140V139H50ZM49 140V141H50ZM86 140V139H85ZM181 140V139H180ZM213 140V139H212ZM1 141V140H0ZM6 141V140H5ZM9 141V140H8ZM7 141V142H8ZM12 141H14L12 139ZM11 141V142H12ZM21 141V140H19ZM22 141V143H23ZM28 141V140H27ZM30 141V140H29ZM33 141V140H32ZM31 141V142H32ZM40 141V140H39ZM38 141V142H39ZM45 141V140H44ZM47 141V139H46ZM45 141V142H46ZM53 141V140H52ZM94 141V140H93ZM115 141V140H114ZM176 141V140H175ZM197 141V140H195ZM221 139H218L214 142H206L204 140V144H195V148L199 153H208L209 155L215 153L216 147L225 144ZM4 142V141H3ZM29 142L28 144H30ZM74 142V141H73ZM89 142V141H88ZM103 142V140H102ZM110 142V141H109ZM183 142V141H182ZM18 143V142H17ZM27 143V142H26ZM24 143V144H26ZM40 143V142H39ZM43 143V142H42ZM51 143V142H50ZM193 143V142H192ZM223 143V144H222ZM34 144V143H33ZM77 144V143H76ZM89 145L88 143H86ZM96 144V143H95ZM159 144V143H158ZM169 145V143H166ZM165 144V145H166ZM19 145V144H18ZM74 145V144H73ZM78 145H80L78 143ZM76 145V147L78 146ZM94 145V142H93ZM99 145V144H98ZM97 147L84 146L87 147L89 156H98L99 150ZM7 146V145H6ZM9 146V145H8ZM16 146V145H15ZM21 146V144H20ZM35 146V145H34ZM75 146V145H74ZM82 146V145H81ZM109 146V145H108ZM5 147V146H4ZM27 147V145L25 146ZM29 147V146H28ZM80 147V146H79ZM78 147V148H79ZM83 147V148H84ZM193 147V146H192ZM30 148V147H29ZM51 148V147H50ZM127 148V146H126ZM161 148V147H160ZM23 149V148H22ZM60 149V148H59ZM72 149V147H71ZM80 149V148H79ZM100 149V148H99ZM107 149V147H106ZM166 149V148H165ZM14 150V149H13ZM40 150V149H39ZM113 152H108L109 154H114ZM163 150V149H162ZM190 150V149H189ZM68 151V150H67ZM73 151V150H72ZM81 151V149H80ZM84 151H86L84 149ZM102 151V150H101ZM107 151V150H106ZM159 151V152H158ZM192 151V150H190ZM243 151V150H242ZM247 151V150H246ZM5 152V151H4ZM8 152V151H7ZM10 152V151H9ZM16 152V151H15ZM75 152V151H74ZM82 152V151H81ZM120 152V151H119ZM11 153V152H10ZM9 153V154H10ZM27 153V152H26ZM43 153V152H41ZM73 156L75 153L71 152ZM117 153V152H116ZM195 153V152H194ZM198 153V154H199ZM8 154V153H7ZM49 154V153H48ZM55 154V153H54ZM77 154V153H76ZM79 154V152H78ZM83 154V153H82ZM81 154V155H82ZM100 154V153H99ZM102 154V153H101ZM47 155V154H46ZM84 155V154H83ZM82 155V156H83ZM88 155V154H87ZM104 155V154H103ZM101 155V156H103ZM120 155V154H119ZM203 155V154H202ZM220 155V154H219ZM48 156V155H47ZM56 156V155H55ZM75 156V155H74ZM88 156V158H89ZM100 156V155H99ZM114 156V155H113ZM118 156V155H117ZM234 156V155H233ZM66 157V156H65ZM76 157V156H75ZM111 156L107 157H97L96 162L99 166L108 167ZM115 157V156H114ZM43 158V157H42ZM46 158V156H45ZM57 158V157H56ZM69 158V157H68ZM67 158V159H68ZM87 158V159H88ZM110 158V159H109ZM209 158V157H208ZM14 159V158H13ZM41 159V158H40ZM53 159V157L51 158ZM64 159V158H63ZM62 159V160H63ZM78 159V158H77ZM85 160L84 157L81 160ZM86 159V160H87ZM58 160V159H57ZM76 160V159H75ZM82 160V161H83ZM92 160V158H91ZM113 159H111L112 161ZM250 160V159H249ZM55 161V160H53ZM69 161V160H67ZM95 161V160H94ZM110 161V162H111ZM115 161V160H113ZM211 161V160H210ZM215 161V160H214ZM197 162V161H196ZM199 162V161H198ZM53 163V162H52ZM75 163V162H74ZM78 163V162H77ZM76 163V164H77ZM92 163V162H91ZM117 163V162H116ZM213 163V162H212ZM211 163V164H212ZM234 163V162H233ZM63 164V163H62ZM73 164V162H72ZM201 164V162L199 163ZM225 164V163H224ZM255 164V163H254ZM71 165V164H70ZM117 165V164H116ZM203 165V164H202ZM251 165V164H250ZM77 166V165H76ZM91 166V165H90ZM204 166V165H203ZM206 166V165H205ZM258 166V165H257ZM78 167V166H77ZM84 167V166H83ZM86 167V166H85ZM94 167V166H93ZM112 167V166H111ZM211 167V166H210ZM62 168V167H60ZM67 167H63L59 173L61 175L62 181L65 183L68 182L69 178L75 177L78 173L77 170L74 172L70 171ZM103 168V167H102ZM116 168V167H115ZM198 168V167H197ZM205 168V167H204ZM208 167H206L207 169ZM235 168V167H234ZM238 168V167H237ZM236 168V169H237ZM258 168V167H257ZM54 169V168H52ZM56 169V168H55ZM58 169V168H57ZM56 169V170H57ZM79 169V168H78ZM90 169V168H89ZM106 169V168H105ZM121 169V168H120ZM127 169V170H128ZM213 169V168H211ZM244 169V168H243ZM51 170V169H50ZM98 170V169H97ZM124 170V169H123ZM216 170V168L214 169ZM91 171V169H90ZM107 171V170H105ZM130 171V170H129ZM217 171V170H216ZM228 171V170H227ZM235 171V170H234ZM46 172V171H45ZM85 172H87L85 170ZM83 172V174L85 173ZM89 172V171H88ZM102 172V171H101ZM237 172V171H236ZM43 173V172H42ZM124 173V172H123ZM208 173V172H207ZM240 173V172H239ZM106 174V173H105ZM111 174V173H108ZM221 174V172L219 173ZM232 174V173H231ZM236 174V173H235ZM251 174V173H250ZM39 175V174H38ZM54 175V174H53ZM58 175V174H57ZM80 175V174H79ZM87 175V174H86ZM94 175V174H93ZM107 175V174H106ZM128 175V174H127ZM225 175V174H224ZM238 175V174H237ZM247 175V174H246ZM97 176V175H96ZM105 176V175H104ZM102 176V177H104ZM109 176V175H108ZM223 176V175H222ZM232 176V175H231ZM256 176V175H255ZM43 177V176H42ZM49 177V176H48ZM51 177V176H50ZM55 177V175H54ZM53 177V178H54ZM77 177V176H76ZM81 177V176H80ZM79 177V178H80ZM89 177V176H87ZM101 177V178H102ZM230 177V176H229ZM107 178V177H106ZM113 177H111L112 179ZM56 179V177H55ZM81 179V178H80ZM114 179V178H113ZM254 187L255 192L257 193L258 200L262 203L264 200V189L262 187L263 183H261V176L254 177ZM61 180V179H60ZM59 180V181H60ZM77 180V179H76ZM86 180V179H85ZM95 180V179H93ZM100 181V179H98ZM97 180V181H98ZM118 180V179H117ZM195 180H203L204 187L197 188L194 185H191ZM238 180V179H237ZM88 181V180H87ZM91 181V180H90ZM113 181V180H112ZM116 181V180H115ZM234 181V180H233ZM96 182V181H95ZM105 182V181H103ZM118 182V181H117ZM178 182L182 183V187L184 186V190L181 191V199H186L189 206L183 205L180 202L174 200V193L169 189L170 183L177 184ZM248 182V181H247ZM60 183V182H59ZM63 183V184H64ZM70 183V182H69ZM76 183V182H75ZM90 183V182H89ZM93 184V183H92ZM91 184V185H92ZM102 184V183H101ZM100 184V185H101ZM116 184V183H115ZM124 184V185H125ZM200 184V183H199ZM202 184V183H201ZM58 185V184H57ZM55 185V186H57ZM67 185V184H65ZM69 185V184H68ZM75 185V184H74ZM72 183L71 188H74ZM77 185V184H76ZM106 184H104L105 186ZM70 186V185H69ZM73 186V187H72ZM84 186V184H83ZM102 186V185H101ZM100 186V187H101ZM102 186V187H104ZM113 186V185H112ZM237 186V185H236ZM12 187V186H11ZM16 187V186H15ZM58 187V186H57ZM60 187V185H59ZM58 187V188H59ZM67 186H65L66 188ZM77 187V186H76ZM89 187V186H88ZM115 187V186H114ZM80 188V187H79ZM83 188V187H81ZM67 189V188H66ZM78 189V188H77ZM84 189H87L84 187ZM101 189V188H100ZM104 189V188H103ZM120 189V187H119ZM118 189V190H119ZM183 189V188H182ZM206 189V190H205ZM57 190V189H56ZM64 190V189H63ZM69 190V189H68ZM74 190V189H72ZM71 190V191H72ZM97 190V189H96ZM178 190V189H177ZM60 191V190H59ZM58 191V192H59ZM86 191V190H85ZM238 191V190H237ZM62 192V191H61ZM76 192V191H75ZM78 192V191H77ZM82 192V191H81ZM90 192V191H89ZM95 192V191H94ZM97 192V191H96ZM122 192V191H120ZM102 193V192H101ZM106 193V192H105ZM108 193V192H107ZM112 194V192H110ZM25 194V193H24ZM58 194V193H57ZM81 194V193H80ZM85 194V193H84ZM90 194V193H89ZM179 194V193H178ZM177 194V195H178ZM102 195V194H101ZM104 195V194H103ZM238 195V194H237ZM251 195V194H250ZM25 196V195H24ZM91 196V195H90ZM100 196V195H99ZM15 197V196H14ZM96 197V195H95ZM112 197V196H111ZM117 197V196H116ZM238 197V196H237ZM100 198V197H99ZM27 199V198H26ZM89 199V198H88ZM241 199V198H240ZM5 200V199H4ZM90 200V199H89ZM97 200V199H96ZM100 200V199H99ZM243 200V199H241ZM87 201V200H86ZM92 201V200H91ZM98 201V200H97ZM106 201V199H105ZM112 201V200H110ZM121 201V200H120ZM237 201V200H236ZM108 202V201H107ZM88 203V201H87ZM96 203V202H95ZM98 203V202H97ZM100 203V202H99ZM109 203V202H108ZM214 203V204H213ZM240 203V202H239ZM258 203V202H257ZM111 204V202H110ZM224 204V205H225ZM245 204V203H244ZM18 205V204H17ZM76 205V204H75ZM94 205V204H93ZM104 205V204H103ZM107 205V204H106ZM106 205L103 206L106 207ZM114 205V204H113ZM218 205V203H217ZM222 205V204H221ZM223 205V206H224ZM85 206V205H84ZM88 206V205H87ZM95 206V205H94ZM220 206V205H219ZM259 206V204H258ZM262 206V204H261ZM74 207V206H73ZM86 207V206H85ZM115 207V206H114ZM230 207V208H231ZM264 207V206H263ZM93 208V207H92ZM96 208V207H94ZM107 208V207H106ZM105 208V209H106ZM109 208V206H108ZM220 208V207H219ZM229 208V209H230ZM236 208V207H235ZM247 208V207H246ZM3 209V208H2ZM13 209V208H12ZM84 209V208H83ZM87 209V208H86ZM85 209V210H86ZM111 209V208H110ZM118 209V208H117ZM259 209V208H258ZM263 209V208H262ZM30 210V209H29ZM235 211V209L233 208ZM241 210V209H240ZM12 211V210H11ZM102 211V210H101ZM104 211V210H103ZM108 212V210H106ZM90 212V211H89ZM232 212V211H231ZM23 213V212H22ZM31 213V212H30ZM34 213V212H33ZM64 213V212H63ZM241 213V212H240ZM263 213V212H261ZM260 213V214H261ZM25 214V213H24ZM36 214V213H35ZM72 214V213H71ZM226 214V213H225ZM236 214V213H235ZM38 215V214H37ZM95 215V214H94ZM108 215V214H107ZM110 215V214H109ZM264 215V214H263ZM20 216V215H19ZM31 216V215H30ZM103 216V215H102ZM111 216V215H110ZM232 216V214H231ZM235 215H233L234 217ZM259 216V215H258ZM23 217V216H22ZM46 217V216H45ZM75 217V216H74ZM90 217V216H89ZM104 217V216H103ZM228 217V215L226 216ZM42 218V217H41ZM109 218V217H108ZM224 218V217H223ZM49 219V218H48ZM47 219V220H48ZM61 219V217H60ZM90 219V218H89ZM95 219V218H94ZM216 219V218H215ZM218 219V218H217ZM216 219V220H217ZM220 219V218H219ZM225 219V218H224ZM229 218H227L228 221ZM255 219V218H254ZM263 219V218H262ZM256 220V219H255ZM46 221V220H45ZM51 221V219H50ZM212 221V220H210ZM215 221V220H214ZM223 221V220H222ZM226 221V220H225ZM264 221V220H263ZM42 222V223H40ZM49 222V221H48ZM72 222V220H71ZM102 222V221H101ZM229 222V221H228ZM254 222V220H253ZM252 222V223H253ZM258 222V221H257ZM88 223V222H87ZM199 223V224H200ZM214 223V222H213ZM50 224V222H49ZM55 224V222H54ZM99 224V223H98ZM220 224V223H219ZM222 224V223H221ZM226 224V223H225ZM230 224V223H229ZM229 224L227 226H229ZM264 223L259 221L257 223L258 228H263ZM46 225V224H45ZM71 225V224H70ZM105 225V224H104ZM209 225V224H208ZM82 226V225H81ZM80 226V227H81ZM85 226V224H84ZM107 226V225H106ZM210 227V226H209ZM221 229L212 228L214 231L216 230L218 241L221 242L224 239L226 234L232 232L233 228L220 226ZM234 227V226H233ZM236 227V226H235ZM234 227V228H235ZM45 228V227H44ZM48 228V227H47ZM46 228V229H47ZM71 227H69L70 229ZM106 228V227H105ZM109 228V227H108ZM208 228V227H207ZM238 228V227H237ZM243 228V227H242ZM78 229V228H77ZM248 229V228H247ZM49 230V229H48ZM84 230V229H83ZM238 230V229H237ZM254 230V229H253ZM256 230V229H255ZM263 230V229H262ZM94 231V230H93ZM198 231V230H197ZM236 231V230H235ZM88 232V231H86ZM187 232V231H186ZM202 232V231H201ZM213 232V231H212ZM211 232V233H212ZM263 232V231H262ZM54 233V232H53ZM81 233V232H80ZM205 233V232H204ZM209 233V234H211ZM261 233V232H260ZM51 234V233H50ZM61 234V233H60ZM187 234V233H185ZM207 234V235H209ZM232 234V233H231ZM234 234V233H233ZM262 234V233H261ZM206 235V234H205ZM239 235V234H238ZM67 236V235H66ZM90 236V235H89ZM212 237V234L209 237ZM215 236V233L213 234ZM254 236V235H253ZM85 237V236H84ZM188 237V236H187ZM192 237V235H191ZM190 237V238H191ZM205 237V236H204ZM209 237L205 238L204 244L205 246L212 240ZM223 237V239H222ZM264 237V236H263ZM184 239V238H183ZM189 239V238H188ZM194 239V237H193ZM204 239V238H203ZM208 239V240H207ZM227 239V238H226ZM215 240V238H214ZM215 240V241H216ZM190 241V240H189ZM192 241V240H191ZM197 241V240H196ZM199 241V240H198ZM243 239L241 238L238 241V244H242ZM179 242V241H178ZM184 242V241H183ZM245 242V241H244ZM199 243V242H198ZM201 243V241H200ZM214 243V242H213ZM211 242V244H213ZM187 244V243H186ZM202 244L199 245L202 247ZM235 244V243H234ZM238 246L239 248V245ZM240 244V245H241ZM190 245V244H189ZM221 245V244H220ZM243 245V244H242ZM241 245V246H242ZM245 245V244H244ZM243 245V246H244ZM183 246V245H182ZM185 246V244H184ZM183 246V247H184ZM232 246V245H231ZM227 247L222 253V257L220 260V264H225L224 261L227 255V252L236 247ZM209 247V245H208ZM192 248V247H190ZM237 248V249H238ZM242 248V247H241ZM178 249V248H177ZM184 249V248H183ZM199 250V248H198ZM201 250V249H200ZM205 249H203L204 251ZM221 250V249H220ZM180 251V250H179ZM184 251V250H183ZM183 251L181 253H183ZM201 253V251H199ZM206 252V251H205ZM180 253V252H179ZM231 253V252H230ZM186 255L188 253H185ZM192 254V253H191ZM206 254V253H205ZM203 254V255H205ZM229 254V253H228ZM179 255V254H178ZM190 255V252H189ZM195 255V252H194ZM212 255V254H211ZM188 256V255H187ZM191 256V255H190ZM198 256V255H197ZM210 256V255H209ZM215 257V256H214ZM229 257V256H228ZM189 258V257H188ZM213 258V256H212ZM230 258V257H229ZM205 260V259H203ZM215 260V259H214ZM188 261V260H187ZM199 261V260H198ZM202 261V259H201ZM191 262V261H190ZM209 262V261H208ZM183 263V262H182ZM179 262V264H182ZM212 263V260H211ZM217 264V263H216ZM228 264V263H227Z\"/></svg>","mask_w":264,"mask_h":264}]
</instances>
